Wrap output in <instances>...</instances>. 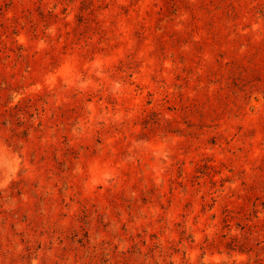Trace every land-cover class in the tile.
<instances>
[{"label":"rangeland","instance_id":"obj_1","mask_svg":"<svg viewBox=\"0 0 264 264\" xmlns=\"http://www.w3.org/2000/svg\"><path fill=\"white\" fill-rule=\"evenodd\" d=\"M0 264H264V0H0Z\"/></svg>","mask_w":264,"mask_h":264}]
</instances>
